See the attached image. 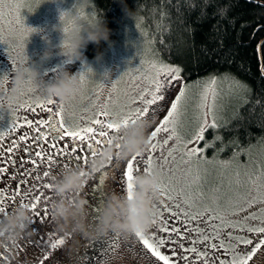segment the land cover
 I'll list each match as a JSON object with an SVG mask.
<instances>
[{"label": "snow or ice", "instance_id": "snow-or-ice-1", "mask_svg": "<svg viewBox=\"0 0 264 264\" xmlns=\"http://www.w3.org/2000/svg\"><path fill=\"white\" fill-rule=\"evenodd\" d=\"M13 7H18V5L11 4L10 0H0V20H3L4 9L7 8L8 14L11 15ZM17 23L21 25L25 34L32 31L31 29L25 28L23 22L19 19ZM259 30L260 27L258 26L255 31ZM253 36H255V32ZM0 42L7 45V41L4 40L2 35H0ZM16 47L23 48V39H21L19 45L10 47L8 51L9 59H11V55L16 50ZM262 47H264V41L257 44V51L259 52ZM151 67L154 69V72L148 77V88L129 102L130 104L142 103L144 105L143 108L132 109L127 113L123 109L113 111L105 104L103 109L94 116L87 119L81 117L80 120L82 122H76L71 116L66 117L65 113L67 108L65 105L59 104L58 107H54L57 102L53 99L37 102L34 107L31 104L21 105L20 107L26 111L34 114L39 112L43 115L42 118L37 117L35 119L25 117L24 124L13 122L8 131L0 132V141H3L9 134L16 133L18 128L23 129L27 127L29 130L21 131L18 137L12 136L10 143L7 145L0 143V174L10 171L3 166L4 163L15 162L12 159L4 160L5 153L11 157L18 148L26 151L28 157L26 161L20 160L17 167L24 163L30 165H40L41 163L52 165L51 172H43L44 178L59 176L63 171L71 168L69 161L78 162V166L86 167L90 159L96 158L100 154V151L111 143L112 137L119 132L121 127H126L130 122L134 123L137 119H148L156 122L157 126L149 133L151 147L148 154L145 156L138 155L131 157L121 170V183L124 191L131 193V181L135 175L154 173L156 166H160L162 170L163 165L167 164L168 158L173 157V153L177 150L176 148L171 149L167 153L162 163L157 162L152 155L158 148L157 143H153L152 141L162 132L168 134L167 138L162 142L163 145H167L169 140L175 139L178 141V146L183 150V157L187 158L188 161H192L193 158L199 161L206 147L211 146L209 142H205V148H201L199 142L205 141V132L209 128L215 129L218 127L216 108L221 93L217 86L222 80L229 79V77L225 76L221 80H218L213 76L202 84L198 81L197 85H193L184 82L181 76L183 69L179 66H172L163 61H153ZM261 71L264 73V67L261 68ZM88 73L89 70L81 72L80 79L82 84L85 83ZM176 82H179L178 94L170 102V107H166L161 102L166 100V93L171 88L176 87ZM233 83L237 88H247L246 85L239 81L233 80ZM8 84V76L0 80V85L5 87ZM194 86H200L201 89L196 105L199 115L195 119L198 123L192 135L185 138L179 129L186 115L189 92ZM165 110L166 115L162 119H158L160 114ZM209 117H211L210 120ZM216 139H219V137H214V141ZM21 142H24V145ZM228 163L225 162L224 166H228ZM109 166L120 168L119 160L114 157ZM29 174L34 180L41 178L38 168H31ZM199 179L200 176L197 171L196 180ZM24 183L30 184L31 181H24ZM41 187L51 189V184L46 182ZM187 187L191 188L192 185L189 184ZM159 189L164 199L174 202V207L180 211L179 213L173 211L172 204L165 207L156 204L155 207L160 208V217L159 225L155 227L154 233H165L168 234L167 237L156 234L145 235L143 233H138L135 237L142 246V249L150 253L151 257H154L156 261L162 262V264H176V261L171 256L162 252V249L169 240L174 242L179 238L183 241L186 238L181 228L175 226L170 227L168 222L169 215L173 219L178 215H183L186 217L187 223L200 220L206 216L209 222L219 221V224L209 223L211 232L207 229H200L199 227L188 229L185 225L184 231L195 232L197 234V238L192 241L193 246L185 249V251L195 253L198 260H203L204 264H250L254 258L255 264H258V262L259 264H264V254L258 255L261 252V248L264 247V173L260 174V182L256 185L255 195H252L250 192H245L243 195L238 194L235 200L229 198L227 207L221 205L218 201H214L213 204L197 208L194 212L188 211L183 209L181 205H187L188 209L195 206L192 193L185 192L183 188L176 189L175 187H169L163 181H159ZM28 194L32 196L34 201L30 205V209L34 213L33 223L37 221L40 224L44 223L50 218V214L46 208L43 210L38 209L44 193L33 188ZM5 195L3 185H0V214L2 215H7L8 210L13 208V206L15 209L17 206L23 204L21 203L23 199L22 193L15 191L14 195L11 196V200L14 202L13 205L5 208ZM129 198H131L130 195ZM177 198H179L178 202ZM240 201L244 203L240 204ZM257 204L262 206L259 211L254 210L245 216H240L237 220L230 219L231 216H239L240 212H247L248 209H251L253 205ZM24 205L29 207L28 204ZM250 221H258L259 223L252 224L249 223ZM155 225H157V221ZM225 229H233L234 231L229 232L225 231ZM241 232L251 233L253 236L258 237V239L254 241L252 236L239 234ZM222 236L223 238H221ZM64 243L65 241L63 239H56L50 244V248L59 250V247L64 245ZM117 244L118 241L115 236L110 235L108 241L105 243V247L111 251ZM197 244H204V250L198 249L195 246ZM241 245L244 247L241 248ZM248 246H251L250 250ZM180 247L183 248L182 243ZM216 250H223L227 258L222 259L215 256ZM140 254L142 255L143 253ZM182 259L188 261L189 256L185 255ZM47 260H51L52 264H56L55 254L53 253L51 257L44 255L41 264Z\"/></svg>", "mask_w": 264, "mask_h": 264}, {"label": "rangeland", "instance_id": "rangeland-1", "mask_svg": "<svg viewBox=\"0 0 264 264\" xmlns=\"http://www.w3.org/2000/svg\"><path fill=\"white\" fill-rule=\"evenodd\" d=\"M46 2L47 0H10L11 4L18 5V7L12 8L11 15L8 14L7 8L4 9L3 20H0V35L7 41V45L3 42H0V44L7 46L8 48L4 47L8 52L11 46L19 45L21 39H23V46L26 45V53L29 57L30 65L32 62H39V57L46 48L42 35L48 36L54 45L59 43V33L52 31V26L58 23L57 5ZM73 2L74 0H66V3L61 5V7L65 9L71 8ZM87 11L89 12V19L94 20L95 15L91 8L87 9ZM18 19L23 22L24 26L42 28L44 32L31 36L30 32L25 34L21 25L17 23ZM16 49L18 50L19 47H16ZM101 54L102 60L100 62H96V56L88 58L84 52L86 64L82 65L80 62H75L73 64L64 65L71 73L85 72L89 68L95 73V75L92 73L87 74L81 92L69 104L71 105L70 107L66 105V117L71 116L76 122H82L80 120L81 117L87 119L94 116L103 109L105 104L113 111L123 109L125 113L132 109L143 108L144 105L142 103L130 104L129 102L148 88V77L154 72L151 63L153 61H159L155 57L153 48L150 41L147 39L145 31L138 24H130L120 28L114 34L112 43L106 45ZM62 61V57H54L40 68L41 73L47 71V75L45 76L46 81H50L54 78V73L51 70L57 65L62 64ZM106 70L111 73L110 80L104 79V72ZM6 73L7 76H9V74L13 72L8 70ZM3 76H5V74ZM209 78L210 77L204 78L199 80V82L202 84ZM220 83L221 86L219 90L221 95L217 102V118L219 114L221 117V111L227 107L225 104L228 102L229 96L235 92V88L231 84L224 85L222 81ZM189 84L197 85L195 82H189ZM200 90V86H194L189 92L186 115L179 129L185 138L192 135L198 123L195 117L199 115L196 105L198 103ZM178 91L179 82H176V87L171 88V90L166 93V100L161 103L165 104L166 107H170V102L175 99ZM33 95L34 93L31 91L28 92L22 102L25 103V100L30 101ZM3 112L5 114L3 117L7 120L9 115L6 114L7 112L5 111ZM14 112L16 111L13 110V113ZM164 115H166V110L160 114L158 119H162ZM210 119L211 117H209V120ZM13 120L10 122L12 123ZM156 126V122H153L152 127L148 129V135ZM167 136V133L162 132L152 141L158 145L157 150L152 153L156 161L162 163L171 149L176 148L177 150L173 153L172 158H168V162L163 165L162 170L160 166H156L154 170L159 175L160 181H163L169 187H175L176 189L183 188L185 192L193 194L195 206L188 209L187 205L182 204L181 207L183 209L194 212L197 208L213 204L214 201H218L221 205L227 207L229 198L235 200L238 194L243 195L245 192H250L252 195L256 194V185L260 182V174L264 173V144H260L253 153L248 151L243 152L242 156H238L240 159H236V156L227 158L206 156L204 151L199 161L195 158H193L192 161H188L187 158L183 157V150L178 146V141L175 139L169 140L167 145H163L162 142ZM150 147L151 145L141 155H147ZM126 162L127 161H124L120 164L119 171L121 173ZM225 162H229L228 166H224ZM197 171L200 176L199 180H196ZM120 176L122 180V174ZM93 181L94 179L89 181L83 192L79 194L74 193L72 195L85 198L89 201L88 194L91 191ZM46 182L52 183L49 178H44L40 184ZM189 184L192 185L191 188L187 187ZM120 187L122 196L125 193L122 183H120ZM38 191L44 193V197L41 199L38 209L43 210L46 208L50 214V218L42 224L37 221L31 225V229L36 232L31 236H26L29 248L23 253L18 264H41L44 255H49L51 257L53 253L56 257V264H84L92 248V241L85 240L78 233H70L65 236L64 233L58 232L57 225L51 214V205L57 197L52 188L44 189L39 185ZM178 201L179 198H177V202ZM33 202L32 198L29 201H22L23 204L29 205V209ZM96 202L97 201H89L87 216L89 224H94L98 218L94 219L95 215H93L92 212L97 204ZM243 203V201H240V204ZM169 204L173 205V211L179 213L180 210L174 207V202L165 200L161 195L159 205L165 207ZM260 207L262 206L259 204L253 205L247 212H240L239 216H231L230 219L237 220L240 216H245L254 210L259 211ZM30 215L33 219L34 213L31 209ZM157 216H160L158 211ZM177 217L181 218V222H184L188 229L199 227L200 229H207L211 232L209 223L219 224V221L209 222L207 216L197 221H191L190 223H187V219L183 215H178ZM249 223L258 224L259 222L250 221ZM158 225L159 220L157 219V225L152 227L148 234L158 235L154 233V229ZM31 229H29V231H31ZM225 231L231 232L234 230L225 229ZM186 233L188 234L187 238L179 242H168L162 249V252L171 256L172 259L176 261V264H194V262H196V264H204L203 260H198L195 253H188L185 251V249L193 246L192 241L197 238L195 232L186 231ZM239 234L252 236L251 233L241 232ZM114 236L117 238L119 237V246L115 249H111V251L106 250L104 255L105 258L100 264H152L149 262L146 254H144V256L143 254L141 255L135 252L137 251V246L142 249V246L135 242V237H130V241L133 240L135 244H137L136 248H131L129 241L123 239L119 235L114 234ZM253 237L256 239L258 238L256 236H252V238ZM221 238H223V236ZM56 239H63L65 241L64 245L59 247V250L50 248V244ZM181 243L183 244V248L180 247ZM195 246L200 250H204L205 248L204 244H197ZM243 247L244 246L241 245V248ZM173 252L175 253L174 255ZM185 255L189 256L188 261L182 259ZM215 256L222 259L227 258L223 250H216ZM149 258L151 257L149 256ZM152 258L155 259L154 257ZM160 263L162 264V262ZM43 264H52V261H43ZM250 264H255V262H251Z\"/></svg>", "mask_w": 264, "mask_h": 264}, {"label": "clouds", "instance_id": "clouds-1", "mask_svg": "<svg viewBox=\"0 0 264 264\" xmlns=\"http://www.w3.org/2000/svg\"><path fill=\"white\" fill-rule=\"evenodd\" d=\"M118 2L123 4L122 0ZM46 3L57 5L58 23L52 26V31L59 33V43L54 45L48 36L42 35L46 48L40 55L39 62H32L31 65L26 45L12 53L10 63L14 75L9 80L10 86L5 90L0 85V92H3L0 95V109L7 112L10 119L14 114L13 110L22 104L30 90L34 93V103L53 99L58 104L69 105L81 92L83 84L81 72L71 73L64 65L75 62L84 65V51L89 44L99 46L101 41L110 43V30L103 16L89 19L87 9L92 8V0H74L72 7L68 9L61 7L66 0H47ZM123 10L126 16L132 18L133 13L126 5ZM25 28L32 30L30 36L44 32L42 28ZM54 57H62L63 61L51 70L54 78L46 81L47 71L41 73L40 68ZM95 59L100 62L102 54L97 53ZM88 70L95 75L91 68ZM5 76L0 77V80ZM104 79H111L110 71L104 72ZM152 123L148 119L130 122L126 127L120 128L112 137L111 143L96 158L90 159L86 167L74 166L51 178V188L57 197L51 205V214L58 232L65 236L78 233L88 241L101 240L109 234H116L127 240L136 237L138 233L147 235L155 226L158 219L155 205L160 202L161 196L160 177L156 172L135 175L131 181V193L125 191L122 196L110 194L102 214L94 224H89L87 220L89 201L72 195L83 192L89 181L106 169L114 157L124 162L148 149V129L152 127ZM32 223L30 209L24 204L17 206L12 214L0 218V259H3L4 264H14L17 242L36 232L31 229Z\"/></svg>", "mask_w": 264, "mask_h": 264}, {"label": "trees", "instance_id": "trees-1", "mask_svg": "<svg viewBox=\"0 0 264 264\" xmlns=\"http://www.w3.org/2000/svg\"><path fill=\"white\" fill-rule=\"evenodd\" d=\"M92 0L95 18L103 16L110 30V43L123 26L138 24L145 31L155 57L159 61L183 69L185 83L204 78L222 77V84H231L234 94L218 115V127L205 132L206 156L227 158L255 152L264 144V0ZM127 6L133 16H126ZM259 31H255L257 27ZM255 32V36L253 33ZM108 42L89 44L84 51L88 58L101 53ZM233 80L246 85L235 86ZM221 83L218 84V88ZM199 87V86H198ZM234 90V89H233ZM214 137H219L214 141ZM214 141V142H213ZM253 158V156H252ZM235 159V160H236ZM110 235L92 241L84 264H100L108 250ZM119 246V237L115 236ZM130 241V238L127 239ZM137 245V244H136ZM113 247L112 249H115ZM138 251L141 250L137 246ZM136 249V250H137Z\"/></svg>", "mask_w": 264, "mask_h": 264}, {"label": "flooded vegetation", "instance_id": "flooded-vegetation-1", "mask_svg": "<svg viewBox=\"0 0 264 264\" xmlns=\"http://www.w3.org/2000/svg\"><path fill=\"white\" fill-rule=\"evenodd\" d=\"M3 44H0V77H2L4 74L7 75L6 72H8V70H10V72L12 71V64L10 63V59H8V52L7 46H5ZM67 71H69L68 68H66ZM13 72V71H12ZM14 73L9 74L8 78L9 80H11V78L13 77ZM10 86V81L9 84L6 85L5 87H9ZM0 95H3V92H0ZM2 103V102H0ZM24 104H31L33 107L35 106L36 103L33 102V99L31 98V100H25V103L22 102L21 105ZM20 105V106H21ZM58 103L54 106V107H58ZM20 106H17L14 110L16 112H14V115L12 116V118L10 119V117L8 116L7 120L5 119V117H3L4 114V110L0 109V132H5L8 131L10 129V127L12 126V123L15 122L17 124H24V118L27 117L29 119H35L37 117H41L42 115L41 113L37 112V113H32L30 111H26L24 108H21ZM7 114V113H6ZM14 119V120H13ZM13 120V122L11 123L10 121ZM74 120V119H73ZM2 121V123H1ZM75 121V120H74ZM21 131H29L27 129V127L23 128V129H17L16 133L13 134H9V136H6L4 138L3 141H0V143L7 145L8 143H10L12 136H17L19 135V133ZM22 145H24V142H21ZM26 147V145H25ZM28 157V153L26 151H24L22 148H18L15 153L9 157V155L7 153H5V157L3 158L4 160H8V159H12L13 161H15L14 163H4V167L8 168L10 171L0 174V185H3L4 191L6 193L4 199H5V204L4 207L8 208L10 206L13 205V201L11 200V196L14 195L15 191H20L22 193L23 199L22 201H29L32 196L29 195L28 193L32 191L33 188L38 189L39 185L41 181L44 179L43 177V172L44 171H52V165H48V164H43L41 163L40 165H30L28 163H24V164H20L19 167H17V164L19 163L20 160H27ZM115 163V162H114ZM69 164L71 167L74 166H78V162H73V161H69ZM121 164V161H119V165ZM31 168H38L39 169V174H40V179L34 180L32 178V176L29 174V171ZM120 168L116 167V166H108L106 169H104L101 173L96 174V176L94 177V181H93V185L91 188V191L89 192V201H97L95 207L93 208L92 212L93 215H95L94 219H96L97 217V221L100 217V215L103 212L104 207L106 206L107 203V199L108 196L110 194H116V195H120L121 196V192H120V181H121V172L119 171ZM14 177V178H13ZM51 180V178H49ZM24 181H31V183H24ZM52 181V180H51ZM35 194V193H34ZM20 199V198H17ZM106 201V202H105ZM159 205V202L157 203ZM156 210L160 213V208H156ZM14 211V206L13 208H10L8 210V214H12ZM4 215L0 214V218H2ZM158 216V220H159ZM96 221V222H97ZM168 222H169V226H175L178 228H181L183 231L184 236L187 238L188 234L186 233V231H184L185 229V224L184 222H181V218L177 217L175 219H173L172 217L168 216ZM158 235H162L167 237L168 234L165 233H157ZM253 236V235H252ZM136 239V238H134ZM254 241L257 240L255 237H253ZM128 241V240H127ZM181 241L179 238H177L174 242H179ZM130 242V247L131 248H136V244H139L138 240L136 239V241L134 242L133 240L129 241ZM169 242L174 243L172 240H169ZM29 248V243L26 240V236L22 239H20L14 249V264H18V262L20 261V258L22 257L23 253ZM251 246H249V250H250ZM137 253H143L146 254L148 260L150 263L152 264H161L159 261H156L155 259H153L150 255V253H147L146 250L141 249L140 251H135ZM260 254H264V247L261 248V252L258 253V255ZM145 256V255H144ZM149 256L151 258H149ZM255 262V258L252 261V263ZM251 263V262H250ZM0 264H4L3 259H0Z\"/></svg>", "mask_w": 264, "mask_h": 264}]
</instances>
